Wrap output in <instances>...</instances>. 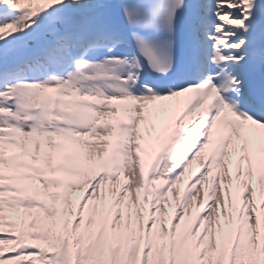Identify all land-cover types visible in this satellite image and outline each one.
<instances>
[{"label": "snow or ice", "instance_id": "1", "mask_svg": "<svg viewBox=\"0 0 264 264\" xmlns=\"http://www.w3.org/2000/svg\"><path fill=\"white\" fill-rule=\"evenodd\" d=\"M0 264H264V0H0Z\"/></svg>", "mask_w": 264, "mask_h": 264}]
</instances>
